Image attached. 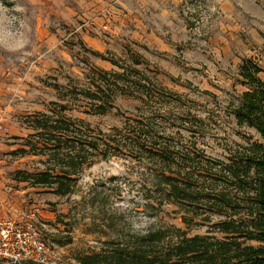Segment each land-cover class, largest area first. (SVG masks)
Here are the masks:
<instances>
[{
    "label": "rangeland",
    "instance_id": "1",
    "mask_svg": "<svg viewBox=\"0 0 264 264\" xmlns=\"http://www.w3.org/2000/svg\"><path fill=\"white\" fill-rule=\"evenodd\" d=\"M98 3L0 0V80L6 85L0 89V187L22 206L37 208L38 227L49 245L44 264H76V254L98 246L102 230L108 235L142 232L161 215L185 224L178 213L154 215L146 205V186L159 167L147 159H96L79 173L68 196L20 180L18 172L44 167L43 156L18 150L29 148L24 142L33 139L25 116L54 109L87 121L96 133L111 132L127 116L151 111L165 130L160 140L175 147L176 158L192 157L196 170L199 165L217 170L249 141L264 145V137L239 124L232 112L247 89L239 74L243 60L259 64L258 75L264 79V0H181L165 15L137 8L131 0ZM111 58L127 63L139 59L145 76L173 93L160 99L152 95L144 105L119 95L108 112L85 113L87 101L74 88L87 83L89 66L117 68ZM40 209L46 214L40 215ZM199 222L191 232H205L211 224ZM68 236L70 243H57Z\"/></svg>",
    "mask_w": 264,
    "mask_h": 264
},
{
    "label": "trees",
    "instance_id": "2",
    "mask_svg": "<svg viewBox=\"0 0 264 264\" xmlns=\"http://www.w3.org/2000/svg\"><path fill=\"white\" fill-rule=\"evenodd\" d=\"M93 53L104 57L100 52ZM111 62L117 68L89 66L85 72L87 83L75 86L76 93L87 101L85 113L108 112L119 95L135 98L144 105L152 95L160 99L167 92L173 93L145 76L138 66L139 59L127 63L111 58ZM260 71L262 68L255 61L243 60L239 74L247 89L232 112L239 124L254 127L264 137V79L258 75ZM150 114L151 111L148 115L143 112L138 117L127 116L111 132L99 129L96 133L87 121L54 109L23 119L32 130L33 139L24 142L29 148L21 146L18 150L43 156L40 161L44 167L18 172L20 180L68 196L74 191L79 173L96 159L112 155L147 159L159 167L152 170L146 186V205L153 214L162 211L168 215L171 211L178 217V213L185 224L163 220L161 215L142 232L116 231L108 235L102 230L98 246L76 254V264H264V145L249 141L217 170L209 165H199L196 170L192 157L176 158L175 147L160 140L165 130H160ZM182 202L195 206L186 208ZM212 215L217 216L215 220ZM203 220L211 223L208 229L191 232ZM71 239L68 236L57 243H70Z\"/></svg>",
    "mask_w": 264,
    "mask_h": 264
},
{
    "label": "built area",
    "instance_id": "3",
    "mask_svg": "<svg viewBox=\"0 0 264 264\" xmlns=\"http://www.w3.org/2000/svg\"><path fill=\"white\" fill-rule=\"evenodd\" d=\"M49 245L38 227L37 208L23 207L14 215L0 204V264L46 263Z\"/></svg>",
    "mask_w": 264,
    "mask_h": 264
},
{
    "label": "crops",
    "instance_id": "4",
    "mask_svg": "<svg viewBox=\"0 0 264 264\" xmlns=\"http://www.w3.org/2000/svg\"><path fill=\"white\" fill-rule=\"evenodd\" d=\"M99 3V6H103L105 3L110 4V1L107 2V0H97ZM181 0H131L132 4H136L137 8H147V9H154L160 14H166L167 12L171 11V9L174 6H177L180 3ZM105 6V5H104ZM134 6V5H133ZM132 12V11H130ZM136 18V14H135ZM5 82L2 81V78L0 80V89H4ZM2 95V94H0ZM0 204L3 206L5 212L9 215H14L18 211H20L23 207L18 202V198L13 195V193H8L5 190H2L0 187ZM40 215L46 214V211L43 209H40L39 211Z\"/></svg>",
    "mask_w": 264,
    "mask_h": 264
}]
</instances>
